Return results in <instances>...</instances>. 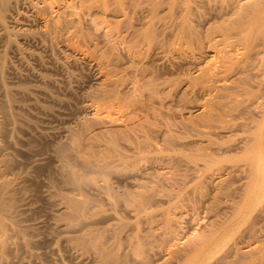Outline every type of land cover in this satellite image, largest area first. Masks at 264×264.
Instances as JSON below:
<instances>
[{
	"label": "rangeland",
	"instance_id": "1",
	"mask_svg": "<svg viewBox=\"0 0 264 264\" xmlns=\"http://www.w3.org/2000/svg\"><path fill=\"white\" fill-rule=\"evenodd\" d=\"M118 1H120V4H118ZM118 1L0 0V174L3 176L2 178L9 179L7 193L13 199L11 202L12 211L11 209L10 211L0 210V216H5L8 224H12H9V231L7 230V234L9 232L8 235H10L8 238L10 241L7 242L9 245H0V264H110V262L111 264H177V262H179L178 264H217L218 261H220L218 262L220 264L221 260L219 259L229 253L227 250L230 251V247L237 243L238 237L246 238L245 235L250 231L249 227H252L253 224L255 226V223V229L258 228L259 231L249 232L250 234L256 233L255 236H250L248 233L249 239L247 237L245 241L241 242L242 239L239 238L238 243H242H239V246H243L245 252L249 249L253 251V248H256L251 252L255 258L251 255V259H257L255 263L260 264L261 261L259 262L256 256H259L260 253L259 257L264 258V214H261L264 213V189H262L263 191L261 188L258 189L262 184V177H257V171L260 168L258 165L264 157V29L263 24L262 27H256L257 25L261 26L262 22L256 23L257 21L254 19L257 13L252 11L251 14L249 13L252 10L251 8L241 5L245 0H226V2L225 0H168L169 3L167 0ZM257 1L264 6V0ZM148 8L150 9L146 11ZM153 8H157V10ZM245 9L248 11L246 12L248 13L247 17L250 15V21L246 20ZM67 14L71 15L68 16ZM239 14L240 16L244 14L245 19L244 22L242 21L243 24L239 23L238 26L236 20L240 18ZM153 15L156 16L152 17ZM61 18L62 21H60ZM254 23H256V26ZM150 30L152 33L146 35ZM179 30H182L183 33L181 34ZM181 35L182 37H178ZM148 36L150 38H147ZM193 38L195 39L193 40ZM247 46L249 48H246ZM133 62L135 63L133 64ZM141 70L145 73V76L143 75L144 80L140 77L143 74ZM145 70L146 72L148 70V72L146 73ZM138 78L142 81L141 84L149 80L145 84H150L151 88L145 85V88L142 89L143 86H141V81ZM119 79L121 80L119 81ZM153 79L158 80L152 82ZM160 81L166 83H163V85ZM157 83L160 84V87ZM131 84L133 86L138 85V88L142 90L136 89V85L133 89ZM146 86L150 90H154L153 86H155L157 88L155 93L159 90L155 96H152L153 98H161L162 95L165 99L163 105H166L161 109H159L162 106L160 101L163 100L162 102H164L163 97L162 100L160 98V100H157L160 103L158 104L159 107L156 105V99L155 105H152L154 101L150 104L152 106H146L147 103L145 105L148 108L157 106L160 113L158 110L156 112L159 115L155 110L149 112L154 108L151 110L146 108L149 115L147 112L145 114L144 101L148 102L150 99L147 97L148 99L145 98L146 101L143 97H146V94L147 96L151 95V92H148L149 89L146 92ZM222 86H225L224 89H222ZM104 87L107 88L106 91H112L114 99L112 96L106 97L105 91H103L105 90ZM115 87L119 88L116 89ZM158 87L162 88L163 92ZM130 89L141 92V94L144 90L143 93H146L141 95L143 97H140V100L143 99L144 101L140 103V108H137L145 116L148 115L146 116L147 119H144L145 116L141 112L139 114L137 108L133 105V109L130 105H127L133 112L128 110L119 101L120 96L115 95H121L122 98V95L125 93L124 96H126V92ZM153 92L152 95H154ZM129 93V96L131 93L133 95V91H129ZM158 94L161 95L158 96ZM115 100H117L116 103ZM101 101L104 103H101ZM150 101L148 104L151 103ZM231 104H234V106L230 107ZM100 105L102 106L100 107ZM121 107H124L125 110ZM153 112L156 113V116L158 115L155 116V120ZM151 113H153L151 116L153 118H150L151 121L149 120V122L148 119ZM128 116H130V119ZM100 117L101 120L105 119L98 122ZM113 118L120 120L115 122ZM111 119L115 123L111 121L112 125L111 123L108 125L107 122H110ZM129 120L135 125H131ZM127 121L128 126L125 127ZM100 124H102V127L99 126ZM141 124L150 127L148 128L149 132L147 128H145L147 130L145 131ZM251 124L252 126H250ZM105 126L107 127L105 128ZM109 126H113L117 131V136H115L117 140L115 139L114 142L119 143L121 140L119 144L114 145L115 143H112L113 146L118 147L114 149L127 155L131 160L135 158L137 161L130 162L131 160L126 159V163L130 162L131 164L126 165L127 168L120 166L121 170L118 169L119 171L114 169L115 172L111 173L113 179L109 181H111L113 187L118 186L114 189L120 191L124 188V190L137 189L139 188L138 185L145 182L144 185H148L147 188H150L148 190L152 192V199L148 200V203L152 204H148L150 208L145 207L146 210L152 208L151 215L147 211L150 217L146 216L144 212L141 214L135 209L134 204L126 199L122 198L121 201L120 199L107 200V197L104 198L103 196H109V194L102 193L99 188L95 192L96 187L91 185L94 187L93 189L90 188V185H86L81 189L83 191L75 190L72 185L65 182L64 169H67L70 161L74 163L79 171L83 168L81 158L87 155H94L95 157V154L100 156L98 154L100 153L99 149L105 148V143H108L105 141L107 136L104 137V134L107 135L108 129H113ZM133 126L138 131H133ZM97 128L104 133L103 136ZM130 128H132L131 132L129 131ZM143 130L148 134L143 133ZM95 131L99 133L97 134ZM252 132L254 133L252 134ZM256 132H261V137ZM135 134L136 137L139 134H145L146 136H144H149V138L145 139L142 135L141 138L139 136L136 139ZM250 134H252L255 141L252 140ZM95 135L99 136V139ZM129 136H132L131 139L134 138L135 141L129 139ZM259 137L262 139L260 140ZM139 139L144 142H140V144L143 143L148 152H146L147 149L144 150L145 148L140 151L138 147L140 145ZM163 139L166 140L163 141ZM136 140L139 144L137 148L135 146L137 144ZM130 141L133 144L136 142V144L132 146ZM145 143L150 144L151 147L148 145V148ZM256 144L259 146L257 147ZM245 145H248L247 148H245ZM141 146L143 147V145ZM76 147L80 149L78 150ZM155 147L160 151L156 150ZM60 148H63L65 154L69 156L66 155L69 160L66 162L67 164L65 163L66 160L63 159L64 157L60 155ZM135 150L138 153H146L147 156L143 153H141L143 156L141 154L134 156ZM117 151L114 153H117ZM138 155L143 158L146 157L147 160H143L142 157L139 158ZM253 155L254 157H252ZM202 157L203 159H201ZM260 157V162H257L256 159ZM157 160L159 161L157 162ZM191 160L195 162L193 163ZM196 161H199L198 165ZM254 161H256V166H253ZM248 162L252 163L254 172ZM143 164L145 166L150 164L149 169L147 168L149 171H147L151 175L148 176L149 173ZM69 166L73 167V165ZM159 166L163 173L160 169H157ZM143 167L147 175H145ZM154 167H157V170L152 172ZM243 167L246 168V171ZM249 169L251 170L249 171ZM138 171L141 174L136 175V173H139ZM79 172L82 173V170ZM113 173L115 174L113 175ZM131 174L136 180L132 181L134 184L131 182L133 179ZM160 177L162 180H160ZM218 177H221L224 181L221 182V178L218 179ZM2 178L0 181L3 180ZM114 182L115 184H113ZM161 184L162 186H160ZM132 186H136V188ZM164 187H167L170 191ZM86 188L89 189L86 190ZM92 190L94 192H91ZM246 190H248L249 196L246 195ZM100 192L103 198L99 200ZM153 194L156 196L154 197ZM96 195L97 198L99 197L98 199ZM71 196L75 198L82 197V199L85 196L92 197L94 202L90 203L91 207L89 204L84 214L81 215L82 217H75L77 218L75 219L70 216L68 210L71 204L68 201L72 198ZM253 198L255 199L252 200ZM116 200L118 203L115 205ZM95 202L97 205L94 204ZM102 202L103 206L101 207ZM127 202H129V206H126L128 205ZM68 203L70 204L68 205ZM92 205L95 206L92 208ZM252 206L255 208H252ZM132 209L135 212L131 211ZM256 209H259V211H256ZM260 215H263V217ZM225 219L228 222L224 221ZM12 227L15 230L17 229V232H14L15 230L13 231ZM88 230L96 234L95 237H98L99 242L102 240L103 244H100L104 248L102 252H99L100 254L90 247V242L87 243V247H80L76 242L78 236L84 235L85 238L89 239L88 236L91 233ZM245 231L244 235L242 232ZM120 232L121 234H119ZM91 236L93 237L94 234ZM194 236H197V238ZM214 236L218 241L222 240L217 242ZM204 239L205 241H203ZM121 241L122 244L120 245ZM246 241H249L250 248L247 247ZM215 242L216 245H214ZM254 243L255 245H253ZM106 245L108 248H105ZM108 245L114 247L116 245L117 249L113 246L109 249ZM206 245L208 250L204 247ZM169 247L172 251L174 250L175 255H173L174 252L172 255L176 257H174L175 259H173V256H169V253L171 254ZM184 248H187V250L190 248V250L186 252ZM106 249L109 253L106 252ZM181 249L186 253L189 252V255ZM111 251L117 257L113 258ZM182 252L184 257L181 254ZM248 252L249 255H247ZM108 254L109 257H105V260L104 256ZM177 256H182L183 259L180 257V259H177ZM246 256L250 257V251L246 252ZM234 259L237 258L234 257ZM184 260L186 262L188 260V262L180 263ZM263 261L264 259L262 264H264Z\"/></svg>",
	"mask_w": 264,
	"mask_h": 264
},
{
	"label": "bare ground",
	"instance_id": "2",
	"mask_svg": "<svg viewBox=\"0 0 264 264\" xmlns=\"http://www.w3.org/2000/svg\"><path fill=\"white\" fill-rule=\"evenodd\" d=\"M82 1V0H81ZM96 1V0H95ZM106 1V0H105ZM118 1V0H117ZM168 1V0H167ZM171 1H173V0H171ZM179 1V0H178ZM238 1V0H237ZM243 1V0H242ZM242 1H240V2H242ZM120 1H118V4H120L119 3ZM135 2V1H134ZM136 2H138V1H136ZM225 2H226V0H225ZM262 2V1H261ZM168 3H169V1H168ZM177 3V2H176ZM192 3V2H191ZM36 4V3H35ZM98 4V3H97ZM96 4V5H97ZM159 4V3H158ZM38 5V4H37ZM45 5V4H44ZM108 5V4H107ZM168 5V4H167ZM241 5L243 6V5H245V6H248V8H251L252 10L249 12V13H253L252 11H255L257 14H256V16H255V21H257L256 23H260V22H262L260 25L261 26H259V25H257V27L256 28H258V27H262V24H263V29H264V6H262L257 0H245L244 2H242L241 3ZM34 6V5H33ZM119 6V5H118ZM169 6V5H168ZM175 6V5H174ZM83 7V6H82ZM97 7V6H96ZM122 7V6H121ZM240 7V6H239ZM243 8V7H242ZM241 8V9H242ZM38 9H40V8H38ZM150 8H148L146 11H148ZM154 9V8H153ZM152 9V10H153ZM172 9V8H171ZM247 9V8H246ZM246 9H245V13L244 14H246L245 16L247 17V15H248V13H246V12H248V11H246ZM151 10V11H152ZM154 10H157V8L156 9H154ZM187 10V9H186ZM248 10V9H247ZM40 11V10H39ZM90 11V10H89ZM112 11V10H111ZM124 11V10H123ZM141 11V10H140ZM166 11V10H165ZM164 11V12H165ZM189 11V10H188ZM88 12V11H87ZM110 12V11H109ZM155 12H157V11H155ZM124 13V12H123ZM37 14H38V12H37ZM78 14V13H77ZM81 14V13H80ZM89 14V13H88ZM134 14V13H133ZM188 14H189V12H188ZM194 14V13H193ZM244 14H242L241 16H240V14H239V16H240V18H238L237 20H236V22H238V23H236V24H238V26L240 25V24H243V20L245 19V16H244ZM68 16L69 15H71V14H67ZM149 15V14H148ZM187 15V14H186ZM190 15V14H189ZM57 16H59V15H57ZM66 16V15H65ZM88 16V15H87ZM151 16V15H150ZM156 16V15H155ZM154 15L152 16V17H155ZM62 17V16H61ZM88 17H90V16H88ZM152 17H151V19H152ZM182 17V16H181ZM252 17V16H251ZM49 18V17H48ZM60 18V17H59ZM149 18V17H148ZM164 18V17H163ZM178 18V17H177ZM249 18H250V15H249V17H247L246 18V20H249ZM51 19V18H50ZM57 19V18H56ZM71 19V18H70ZM130 19H131V17H130ZM147 19V18H146ZM158 19V18H157ZM63 19L61 18V20L60 21H62ZM74 20V19H73ZM245 20V21H246ZM250 20H251V18H250ZM249 20V21H250ZM182 21V20H181ZM243 21V22H242ZM259 21V22H258ZM67 22V21H66ZM73 22V21H72ZM89 22H90V20H89ZM125 22V21H124ZM131 22H132V19H131ZM183 22V21H182ZM235 22V21H234ZM242 22V23H241ZM48 23V22H47ZM159 23V22H158ZM165 23V22H164ZM183 23H185V22H183ZM229 23V22H228ZM240 23V24H239ZM246 23V22H245ZM256 23H254L255 24V26H256ZM5 24V23H4ZM91 24V23H90ZM157 24V23H156ZM162 24V23H161ZM175 24H177V23H175ZM180 24V23H179ZM46 25V24H45ZM117 25V24H116ZM167 25V24H166ZM184 25H186V23L184 24ZM3 26V25H2ZM47 26V25H46ZM45 26V27H46ZM102 26H103V24H102ZM124 26V25H123ZM182 26V25H181ZM187 26V25H186ZM242 26V25H241ZM54 27V26H53ZM58 27H59V25H58ZM66 27V26H65ZM94 27V26H93ZM97 27V26H96ZM106 27V26H105ZM135 27V26H134ZM148 27V26H147ZM185 27V26H184ZM50 28V27H49ZM100 28V27H99ZM132 28V27H131ZM130 28V29H131ZM149 28H150V26H149ZM149 28H146V29H149ZM181 28V27H180ZM97 29V28H96ZM110 29V28H109ZM112 29V28H111ZM48 30V29H47ZM152 30V29H151ZM151 30L150 31H148V34L146 33V35H150L152 32H151ZM258 30V29H257ZM256 30V31H257ZM261 30H262V28H261ZM261 30H259V31H261ZM56 31V30H55ZM164 31V30H163ZM162 31V32H163ZM180 31V30H179ZM245 31V30H244ZM247 31V30H246ZM110 32V31H109ZM144 32H147V31H144ZM143 32V33H144ZM181 32V34L183 33L182 32V30L180 31ZM185 32H186V30H185ZM185 32H184V34H185ZM188 32V31H187ZM191 32V31H190ZM233 32V31H232ZM239 32V31H238ZM258 32V31H257ZM111 33V32H110ZM157 33V32H156ZM192 33V32H191ZM264 33V32H263ZM53 34H55V33H53ZM133 34V33H132ZM135 34V33H134ZM187 34H189V33H187ZM242 34V33H241ZM139 35V34H138ZM137 35V36H138ZM176 35V34H175ZM190 35V34H189ZM55 36V35H54ZM124 36V35H123ZM135 36V35H134ZM158 36V35H157ZM187 36V35H186ZM192 36H193V34H192ZM194 36H196V35H194ZM223 36V35H222ZM241 36V35H240ZM89 37V36H88ZM91 37V36H90ZM114 37H115V35H114ZM125 37V36H124ZM131 37V36H130ZM178 37H182V35L181 36H178ZM189 37V36H188ZM187 37V38H188ZM228 37V36H227ZM92 38V37H91ZM111 38H113V37H111ZM111 38H109V39H111ZM147 38H150V36H148ZM153 38V37H152ZM175 38H176V36H175ZM184 38L186 39V37L184 36ZM90 39V38H89ZM114 39V38H113ZM135 39V38H134ZM133 39V40H134ZM141 39V38H140ZM181 40L183 39V38H180ZM195 38H193V40H194ZM107 40V39H106ZM132 40V41H133ZM138 40V39H137ZM146 40V39H145ZM151 40V39H150ZM188 40V39H187ZM123 41V40H122ZM173 41V40H172ZM95 42H96V40H95ZM128 42V41H127ZM140 42V41H139ZM142 42V41H141ZM186 42V41H185ZM113 43V42H112ZM134 43V42H133ZM150 43V42H149ZM174 44V43H173ZM112 45V44H111ZM133 45V44H132ZM168 45V44H167ZM245 45V44H244ZM134 46H136V44H134ZM164 46V45H163ZM112 47H114V46H112ZM147 47H148V45H147ZM171 47V46H170ZM182 47V46H181ZM143 48V47H142ZM173 48V47H172ZM246 48H249L248 46L246 47ZM175 49V48H174ZM113 50V49H112ZM111 50V51H112ZM147 50V49H146ZM145 50V51H146ZM162 50H163V48H162ZM139 51V50H138ZM148 51V50H147ZM156 51V50H155ZM183 51V50H182ZM113 52V51H112ZM175 52V51H174ZM105 53V52H104ZM134 53V52H133ZM147 53V52H146ZM237 53H239V52H237ZM260 53V52H259ZM103 54V53H102ZM242 54V53H241ZM244 54V53H243ZM142 55V54H141ZM143 55H145V54H143ZM166 55V54H165ZM246 56V55H245ZM253 56V55H252ZM139 57H140V55H139ZM227 57V56H226ZM104 58V57H103ZM107 58V57H106ZM140 58H142V57H140ZM105 59V58H104ZM135 59V58H134ZM145 60V59H144ZM104 61V60H103ZM136 61V60H135ZM225 61V60H224ZM233 61V60H232ZM252 61V60H251ZM108 62V61H107ZM140 62H142V61H140ZM240 62V61H239ZM238 62V63H239ZM106 63V62H105ZM135 62H133V64H134ZM227 63V62H226ZM172 64V63H171ZM249 64V63H248ZM142 66V65H141ZM135 67V66H134ZM255 67V66H254ZM146 68V67H145ZM136 69H137V67H136ZM149 70V69H148ZM148 70H147V72H148ZM209 70V69H208ZM100 71V70H99ZM142 71V70H141ZM103 72V71H102ZM139 72H140V67H139ZM145 72H146V70H145ZM146 72V73H147ZM142 76H140V77H142V80H144L143 79V77L145 76V73H144V71H142ZM122 74V73H121ZM144 75V76H143ZM155 75V74H154ZM216 75V74H215ZM125 77V76H124ZM139 77V78H140ZM158 77V76H157ZM129 78V77H128ZM138 78V79H139ZM146 79H147V76L145 77ZM228 78V77H227ZM125 79V78H124ZM165 79V78H164ZM121 79H119V81H120ZM126 80V79H125ZM130 80H132V79H130ZM136 80V79H135ZM140 80V79H139ZM138 80V81H139ZM154 80H156V79H153V81L152 82H154ZM158 80V79H157ZM156 80V81H157ZM160 80V79H159ZM162 80V79H161ZM100 81V80H99ZM102 81H104V80H102ZM107 81V80H106ZM137 81V80H136ZM136 81H134V83L136 82ZM137 81V82H138ZM141 81V80H140ZM139 81V82H140ZM149 80H146L145 81V83L146 82H148ZM166 81V80H165ZM108 82V81H107ZM136 82V83H137ZM152 82H150V83H152ZM132 83V82H131ZM142 83V81L140 82V84ZM144 83V82H143ZM141 84V86H143V88L142 89H144L145 88V85H148V84ZM160 83H166V82H161L160 81ZM101 84V83H100ZM110 84V83H109ZM130 84V83H129ZM138 84V83H137ZM153 84V83H152ZM151 84V85H152ZM158 84V83H157ZM161 84V85H162ZM174 84V83H173ZM213 84H215V83H213ZM233 84V83H232ZM113 85H115V84H113ZM132 85V88L134 89L135 87H136V89L138 88V85H134L133 86V84H131ZM150 85V84H149ZM148 85V86H149ZM159 85V87H160V84H158ZM157 85V86H158ZM164 85V84H163ZM167 85V84H166ZM208 85V84H207ZM140 86V85H139ZM140 86V87H141ZM156 86V87H157ZM237 86V85H236ZM105 87H106V85H105ZM105 87H104V89H105ZM129 87V86H128ZM158 87V88H159ZM166 87V86H165ZM223 87H225V86H222V89H224ZM102 88V87H101ZM116 88V87H115ZM117 88H119V87H117ZM116 88V89H117ZM131 88V87H130ZM146 88H147V86H146ZM149 88H151L150 86H149ZM149 88H147L146 89V92H147V90L149 89ZM153 88H154V90L153 89H149L148 90V92L151 94H149L150 96H147V94H146V97L144 96H141L142 94H144L143 92H144V90L142 91V94H141V92H136V90L134 91L133 89H130L129 91L130 92H132L133 91V95L134 94H136V95H134V96H137V93H138V96L137 97H134L133 95H132V93H131V95L129 96V91H127L128 92V94H127V92H126V96H124V94L122 95V98H121V95H118V94H115V95H117V96H120V99H119V101L123 104V106L125 107H127V105L129 106H131V108H132V105L134 106V107H138V108H140L139 106H140V103L142 102V101H144L143 99H142V101L140 100L142 97L145 99V98H149L150 100H148V102L150 101L151 103H149L148 104V102H145L144 101V105H143V107H145V105H146V103H147V105L146 106H152V105H155V99H156V97L155 98H153L152 96H155V94L156 93H158L159 92V90H157L158 92H156L155 93V90L157 89V88H155V86H153ZM219 88V87H218ZM139 89V88H138ZM141 89V88H140ZM139 89V90H140ZM141 89V90H142ZM159 89H162V88H159ZM170 89H172V88H170ZM107 90V88L105 89V90H103V91H105L104 93H105V95H106V97H111L112 96V98L114 97L113 96V93H112V91L110 90V91H106ZM113 90V89H112ZM121 90V89H120ZM132 90V91H131ZM140 90V91H141ZM102 91V90H101ZM100 91V92H101ZM102 91V92H103ZM152 91H154L153 93H154V95H152ZM167 91V90H166ZM165 91V92H166ZM118 92V91H117ZM121 92V91H120ZM136 92V93H135ZM160 92H161V90H160ZM162 92H163V89H162ZM140 93V94H139ZM209 93V92H208ZM144 94V95H145ZM216 94V93H215ZM224 94V93H223ZM100 95V94H99ZM128 95V96H127ZM159 95H161V94H158V96ZM165 95V94H164ZM167 95V94H166ZM211 95V94H210ZM228 95H230V94H228ZM173 96V95H172ZM220 96V95H219ZM105 97V96H104ZM141 97V98H140ZM163 96L161 95V98H162ZM230 97V96H229ZM103 98V97H102ZM116 98H118V97H116ZM147 98V99H148ZM154 99V100H152V99ZM160 97H157V99H156V101L159 99ZM160 98V99H161ZM99 99V98H98ZM114 99V98H113ZM159 99V100H160ZM162 99H164V97L162 98ZM161 99V100H162ZM222 99H224V98H222ZM239 99V98H238ZM258 99V98H257ZM105 100H107V99H105ZM105 100H104V102H105ZM140 100V101H139ZM146 100V99H145ZM236 100V99H235ZM116 101L117 100H115L114 102L116 103ZM147 101V100H146ZM154 101V104H152V102ZM163 101V100H162ZM162 101H160V103H159V101H157V103H156V105L158 106V104H160V105H162V106H158L159 107V109H161V107H163L164 105H166V104H164L163 105V103H165V99H164V102H162ZM103 101H101V103H104ZM107 102V101H106ZM119 102V103H120ZM240 102V101H239ZM252 102V101H251ZM111 103H112V100H111ZM120 103V104H121ZM210 103V102H209ZM106 104V103H105ZM121 104V105H122ZM150 104H152V105H150ZM229 104V103H228ZM228 104H226V105H228ZM237 104V103H236ZM253 104V103H252ZM106 105H108V104H106ZM242 105V104H241ZM240 105V106H241ZM251 105V104H250ZM259 105V104H258ZM263 105V104H262ZM102 105H100V107H101ZM115 106V105H114ZM157 106H153L152 108H154V109H152V108H150V110L151 111H149V112H152V111H154L155 110V112L158 110V108H157ZM213 106V105H212ZM229 106V105H228ZM231 106H234V104L232 105H230V107ZM93 107V106H92ZM124 107H121V108H124ZM133 107V108H134ZM167 107V106H166ZM237 107H239V105H237ZM249 107V106H248ZM251 107V106H250ZM259 107V106H258ZM98 108V107H97ZM131 108L129 109L128 107H127V109L128 110H130V111H132L133 112V110H131ZM132 108V109H133ZM135 108V109H136ZM138 108H137V110H138ZM149 109L148 107H145L144 108V110H145V114H146V112H147V114H148V111H147V109ZM226 108V107H225ZM228 108V107H227ZM256 108V107H255ZM100 109V108H99ZM218 109V108H217ZM240 109H242V108H240ZM119 110V109H118ZM123 110H125V108L123 109ZM122 110V111H123ZM211 110H212V108H211ZM230 111H231V109H229ZM234 110H235V107H234ZM233 110V111H234ZM243 110V109H242ZM245 110H246V108H245ZM100 111V110H99ZM99 111H98V113H99ZM101 111H102V109H101ZM159 111V110H158ZM205 111V110H204ZM216 111V110H215ZM214 111V112H215ZM227 111V110H226ZM225 111V112H226ZM95 112V111H94ZM103 112H104V107H103ZM112 112V111H111ZM121 112V111H120ZM135 112H136V110H135ZM138 113L139 112H141L140 110H138L137 111ZM136 112V114L138 115V113ZM223 112V111H222ZM225 112H224V114H225ZM252 112V111H251ZM124 113V112H123ZM154 113V112H153ZM153 113H151L150 114V116H149V119H148V121L150 120V118L152 119L153 117H151L152 116V114ZM156 113H158V112H156ZM156 113H154L153 115H154V120H155V116H156ZM159 113H160V111H159ZM159 113H158V115H159ZM208 113V112H207ZM220 113V112H219ZM227 113H228V111H227ZM232 113V112H231ZM262 113V112H261ZM6 114H8V113H6ZM10 114V113H9ZM129 114V113H128ZM127 114V115H128ZM133 114V113H132ZM140 114V113H139ZM141 114L142 115H144V113H142L141 112ZM202 114V113H201ZM209 114V113H208ZM207 114V115H208ZM221 114V113H220ZM219 114V115H220ZM223 114V113H222ZM233 114V113H232ZM232 114H230L231 116H232ZM258 114V113H257ZM94 115H96L95 113H94ZM102 115V114H101ZM130 115V114H129ZM133 115H135V114H133ZM133 115H131V116H133ZM141 115V116H142ZM149 115V114H148ZM148 115H146V116H148ZM157 115V116H158ZM161 115V114H160ZM175 115V114H174ZM227 115V114H226ZM243 115V114H242ZM251 115V114H250ZM114 116V115H113ZM116 116V115H115ZM145 116V115H144ZM146 116L144 117V119H147L146 118ZM156 116V117H157ZM222 116V115H221ZM247 116V115H246ZM98 117H99V115H98ZM120 117H123V116H120ZM125 117H127V116H125ZM130 116H128V118H129ZM223 117V116H222ZM222 117H220V118H222ZM104 118V117H103ZM102 118V119H103ZM131 118H133V117H131ZM143 118V117H142ZM167 118H170V117H167ZM188 118V117H187ZM225 118V117H224ZM227 118V117H226ZM105 119V118H104ZM103 119V120H104ZM117 118H113V120L116 122V121H118V120H120V119H118V120H116ZM130 119V118H129ZM140 119H141V117H140ZM183 119H184V117H183ZM253 119V118H252ZM97 120V119H96ZM103 120H101V117H100V120H98V122H102ZM122 120V119H121ZM132 120V119H131ZM134 120V119H133ZM136 120V119H135ZM191 120V119H190ZM189 120V121H190ZM215 120V119H214ZM107 121V120H106ZM111 121H112V119L110 120V122H107L108 123V125H109V123H111ZM130 121V120H129ZM145 121V120H144ZM147 121V120H146ZM151 121V120H150ZM149 121V122H150ZM192 121V120H191ZM225 121V120H224ZM231 121V120H230ZM92 122V121H91ZM90 122V123H91ZM105 122V121H104ZM113 122V121H112ZM115 122H113V123H115ZM134 122V121H133ZM197 122V121H196ZM214 122V121H213ZM228 122V121H227ZM236 122V121H235ZM242 122H243V119H242ZM247 122H249V121H247ZM107 123H102V124H104V125H106ZM119 123V122H118ZM130 123H131V125H135L134 123L132 124V121H130ZM141 123H142V120H141ZM102 124H100L99 126H101L102 127ZM121 124V123H120ZM119 124V125H120ZM126 124V123H125ZM224 124V123H223ZM89 125V124H88ZM104 125H103V129H104ZM111 125H112V123H111ZM118 125V126H119ZM130 125V124H129ZM149 125V124H148ZM156 125V124H155ZM96 126V125H95ZM114 126V125H113ZM113 126H109V127H111V128H113ZM125 127L126 126H128V121H127V124L126 125H124ZM141 126L142 127H144V130H145V128H147V130H148V132H149V129L148 128H150V127H146L145 125H143V124H141ZM150 126V125H149ZM151 126H153V125H151ZM198 126V125H197ZM243 126V125H242ZM250 126H252V124L250 125ZM107 126H105V128H106ZM125 127H124V129H125ZM171 127V126H170ZM199 127V126H198ZM1 128V127H0ZM118 128V127H117ZM137 128V127H136ZM139 128H141V127H139ZM152 128V127H151ZM172 128V127H171ZM249 128V127H248ZM253 128V127H252ZM256 128V127H255ZM98 129V128H97ZM108 129V128H107ZM122 129H123V127H122ZM133 131H136L137 129H135V127L133 126ZM220 129V128H219ZM99 130V129H98ZM131 130H132V128H130V132H131ZM140 130V129H139ZM143 130V133H145L146 134V132L145 131H147V130H145L144 131ZM170 130V129H169ZM173 130V129H172ZM251 130V129H250ZM100 131V130H99ZM104 132H105V130H103ZM123 131H125V130H123ZM138 131V130H137ZM152 131H153V129H152ZM167 131V130H166ZM165 131V132H166ZM194 131V130H193ZM101 133H102V131H100ZM121 132H122V130H121ZM142 132V130L140 131V133ZM148 132H147V134H148ZM170 132V131H169ZM204 132V131H203ZM208 132V131H207ZM206 132V133H207ZM248 132V131H247ZM255 132V131H254ZM254 132H252V134L254 133ZM95 133H97L96 131H95ZM99 133V132H98ZM97 133V134H98ZM100 133V134H101ZM129 133V132H128ZM133 133V132H132ZM257 133V132H256ZM255 133V134H256ZM259 134H260V137H261V132H258ZM257 133V135H259ZM103 134L104 133H102V136H103ZM106 134L107 135H105L104 134V137L105 136H107V137H110V138H107V137H105L104 139H105V141L106 142H108V143H105L106 144V146H105V148L103 147V148H101V149H99V152L100 153H98V154H100V156L98 155V156H96V154H95V157H94V155H92L93 156V158H92V156H83L84 158H81L82 159V161H81V163L83 164L82 166H83V168H84V170H83V168L81 169L82 170V173H84V171H85V173L84 174H82L81 172H79V171H81V170H79L78 171V169L74 166V163L73 162H69L68 164L69 165H73V167H70L69 165H67L68 167H67V169H64V166H63V169L65 170V172H64V170H62L63 172H64V174H65V182L66 183H68V184H70V185H72L74 188H75V190L77 189V190H81V189H83L86 185H90V188H93L94 189V187H96V189H95V192H97V188H99L101 191H102V193L103 192H105L106 194H109V196L107 195V196H103L104 198L105 197H107V200L108 199H111L112 201H115L114 199H120V201L122 200V198L123 199H126V200H128L129 202H131V203H133L134 204V206L136 207L135 209H137L141 214L144 212V214H146V216L148 215L149 216V214H150V211L152 210V208L149 210H146L145 209V207H149V205L148 204H150V203H148V200L149 199H152L151 197V193L152 192H150V190H148V189H150V188H147L148 187V185H144L145 184V182L143 183V184H140V185H138L139 186V188H137V189H134V190H132V189H129V190H122V188H120L122 191H120V190H116V189H114V187H116V186H114L113 187V185H112V183H111V181H109V180H111V179H113L112 178V176H111V173L112 172H115L114 171V169H117V171H119V170H121V167H123V168H127V167H125L126 165H129V164H131L130 162H132L133 160L134 161H136V159L135 158H132L133 160H131V158L130 157H128L127 155H125V154H123V153H120V152H118L117 150H115L114 148H118V147H115V146H113V144L112 143H115L114 141H116L117 140V138L115 137V136H117L116 134H117V131L113 128V129H111V130H107V132H106ZM122 134H123V132H122ZM138 134V133H137ZM144 134V135H145ZM146 134V135H147ZM150 134V133H149ZM155 134V133H154ZM165 134H167V133H165ZM170 134V133H169ZM171 134H172V132H171ZM210 134V133H209ZM252 134H250L251 135V137H252ZM91 135H94V134H91ZM143 135V134H142ZM141 134H139V136H140V138H141V136H142ZM143 135V136H144ZM145 135V136H146ZM157 135V134H156ZM164 135V134H163ZM264 135V134H263ZM262 135V136H263ZM78 136H80V135H78ZM83 136V135H82ZM95 136H97V135H95ZM113 136V137H112ZM118 136H120L119 134H118ZM122 136V135H121ZM133 136V135H132ZM132 136L130 137L129 136V139H131L132 138ZM138 136V137H139ZM144 136V138L146 139H148L149 138V136L148 137H145ZM152 136V135H151ZM150 136V137H151ZM161 136V135H160ZM167 136H169L168 134H167ZM254 136V135H253ZM89 137H91V136H89ZM94 137V136H93ZM93 137H92V139H93ZM123 137V136H122ZM135 137H136V134H135ZM138 137H136V139L138 138ZM250 137V138H251ZM255 137H256V135H255ZM260 137H259V139H260ZM82 138V137H81ZM97 138L99 139V136H97ZM100 138H102L101 136H100ZM125 138V137H124ZM91 139V140H92ZM96 139V138H95ZM116 139V140H115ZM125 139H127V138H125ZM128 139V140H129ZM134 139V138H133ZM133 139H131L132 141H135V140H133ZM143 139V138H142ZM144 139V140H145ZM162 139V138H161ZM160 139V140H161ZM169 138L167 137V140H168ZM254 139V137H252V140ZM258 139V138H257ZM262 139V138H261ZM260 139V140H261ZM79 139L77 138V141H78ZM140 140V139H139ZM166 140V139H165ZM164 139H163V141H165ZM250 140V139H249ZM251 140V141H252ZM89 141H90V138H89ZM93 141V140H92ZM103 141V140H102ZM118 141H119V139H118ZM146 141V140H145ZM163 141H162V143H163ZM253 141H255V140H253ZM258 141V140H257ZM256 141V142H257ZM87 142H88V140H87ZM104 142V141H103ZM120 142H121V140H120ZM119 142V143H120ZM127 142V141H126ZM136 142H137V144H136ZM136 142L134 143V144H136L135 146H136V148H137V146L140 144V142H143L142 140H140L139 141V144H138V141L136 140ZM147 142V141H146ZM151 142V141H150ZM149 142V143H150ZM243 142H245V141H243ZM77 143V142H76ZM93 143V142H92ZM118 142L117 143H115L114 145H116V144H119ZM130 143H132L131 145L133 146L134 144H133V142H131L130 141ZM144 143V142H143ZM140 144L138 147L140 148V151L143 149V148H145L144 150L146 151V147H144V144ZM151 143H153V142H151ZM166 143V142H165ZM249 143H250V141H249ZM89 144H91V143H89ZM122 144V143H121ZM127 144H129V143H127ZM146 145L145 146H147L148 147V145L150 146V144H148L147 145V143H145ZM246 144H248V143H246ZM79 145V144H78ZM94 145V144H93ZM96 145V144H95ZM111 145V146H110ZM141 145H143V147L141 146ZM257 145V144H256ZM97 146V145H96ZM119 146H121V145H119ZM124 146V145H123ZM131 146V147H132ZM134 146V147H135ZM157 146V145H156ZM159 146V145H158ZM246 146V145H245ZM248 146V145H247ZM247 146L245 147V148H247ZM259 145H257V147H258ZM89 147V146H88ZM131 147H130V149H131ZM151 147V146H150ZM77 148V147H76ZM82 148H83V146H82ZM120 148H122V147H120ZM133 148V147H132ZM138 148V149H139ZM149 148V147H148ZM153 148V147H152ZM159 148V147H158ZM162 148V147H161ZM78 149V148H77ZM80 149V148H79ZM78 149V150H79ZM155 149H156V147H155ZM89 150V149H88ZM91 151H93L92 149H90ZM120 150H122V149H120ZM128 150H129V148H128ZM134 150V149H133ZM151 150V148L149 149V151ZM156 150H159V149H156ZM65 150L63 149V148H60V152H61V154L60 155H62L61 157H64L63 159L64 160H66L65 161V163L66 162H68L69 160H68V158H67V154H65V152H64ZM115 151H117V153H114ZM137 151H139V150H137ZM139 151V152H140ZM143 151V150H142ZM160 151V150H159ZM251 151V150H250ZM146 152H148V149H147V151ZM252 152V151H251ZM68 153V152H67ZM113 153V154H112ZM141 153H143V152H141ZM141 153H138V152H136V150H135V153H133V155L134 156H137V154H141ZM155 153V152H154ZM153 153V154H154ZM262 153V152H261ZM80 154V153H79ZM143 154H145L146 155V153H143ZM143 154H141L142 156H143ZM197 154V153H196ZM252 154H254L253 152H252ZM67 155V156H66ZM78 155V154H77ZM82 155V154H81ZM141 155H138L139 156V158H141L142 156ZM163 155V154H162ZM200 155H202V154H200ZM71 156V155H70ZM132 156V155H131ZM147 156V155H146ZM185 156H187V155H185ZM197 156V155H196ZM204 156V155H203ZM207 156V155H206ZM255 156H256V154H255ZM259 156V155H258ZM65 157H66V159H65ZM69 157V156H68ZM74 157V156H73ZM82 157V156H81ZM115 157V158H114ZM205 157V156H204ZM207 157H209V156H207ZM252 157H254V155L252 156ZM138 158V157H137ZM138 158V159H139ZM143 158V157H142ZM151 158V157H150ZM154 158V157H153ZM258 158V157H257ZM80 159V158H79ZM126 159H129V160H131L129 163H126L127 162V160ZM137 159V160H138ZM144 159H146V157L145 158H143V160ZM166 159V158H165ZM164 159V160H165ZM198 159V158H197ZM196 159V160H197ZM200 159V158H199ZM201 159H203V157L201 158ZM210 159V158H209ZM71 160V159H70ZM140 160V159H139ZM147 160V159H146ZM146 160H145V162H146ZM252 160V159H251ZM254 160H255V158H254ZM257 160V162L259 161L260 162V160H261V157L259 158V159H256ZM133 161V162H134ZM141 161V160H140ZM155 161H156V159H155ZM154 161V162H155ZM159 160H157V162H158ZM185 161V160H184ZM192 161V160H191ZM77 162V161H76ZM79 162V161H78ZM77 162V163H78ZM137 162V161H136ZM183 162V161H182ZM186 162V161H185ZM193 162V161H192ZM195 162V161H194ZM193 162V163H194ZM199 162V161H198ZM197 161H196V163H197V165L199 164ZM255 163H253V166L256 164V161H254ZM76 163V164H77ZM147 163V162H146ZM10 164V163H9ZM67 164V163H66ZM138 164V163H137ZM155 164H156V162H155ZM248 164H250L249 162H248ZM260 164H261V166H260ZM259 165H258V167H260L259 168V170H258V168H256V170H258L257 171V173H258V178L261 176L262 177V184H260V186H259V184L258 185H256L257 187L259 186V188L258 189H260L261 188V190L262 189H264V157L262 158V161H261V163H260ZM64 165V164H63ZM133 165H134V163H133ZM144 165V164H143ZM78 166V165H77ZM80 166V165H79ZM78 166V167H79ZM121 166V167H120ZM136 166V165H135ZM139 166V165H138ZM147 166V165H146ZM145 165H144V167L146 168V171L149 169L148 168V166H150V164L146 167ZM192 166H194V165H192ZM250 166H252V163L250 164ZM253 166L251 167L252 168V171L254 172V169H253ZM256 166V165H255ZM9 167V166H8ZM11 167V166H10ZM118 167H120V168H118ZM132 167V166H131ZM141 167V166H140ZM139 167V168H140ZM143 167V168H144ZM153 167V166H152ZM197 167V166H196ZM248 167H249V165H248ZM142 168V169H143ZM145 168H144V173H145ZM148 168V169H147ZM157 167H154L153 169V171L152 172H154L155 170H157V169H160V166L156 169ZM162 168V167H161ZM175 168V167H174ZM187 168V167H186ZM233 168V167H232ZM245 170L244 171H246V168L245 167H243ZM8 169V168H7ZM119 169V170H118ZM168 169V168H167ZM170 169V168H169ZM234 169H236V168H234ZM10 170V169H9ZM124 170V169H123ZM129 170V169H128ZM138 170V169H137ZM161 170V169H160ZM197 170H198V168H197ZM230 170V169H229ZM251 169H249V171H250ZM256 170H255V172H256ZM125 171V170H124ZM134 171V170H133ZM140 171H142L141 169H140ZM149 171V170H148ZM147 171V172H148ZM162 171V170H161ZM135 172V171H134ZM137 172V171H136ZM139 172V171H138ZM147 172L145 173V175H147ZM160 172V171H159ZM178 172H179V169H178ZM196 172V171H195ZM195 172H194V174H195ZM116 173H118V172H116ZM120 173V172H119ZM121 173H123L122 171H121ZM143 173V174H144ZM149 173V172H148ZM158 173V172H157ZM161 173H163V171L161 172ZM177 173V172H176ZM115 173H113V175H114ZM133 174V173H132ZM131 174V175H132ZM135 174V173H134ZM139 174H141V172H139L138 174L136 173V175H139ZM1 175V174H0ZM117 175V174H116ZM125 175V174H124ZM124 175H123V177H124ZM149 175H151L150 173L148 174V176ZM162 175V174H161ZM167 175V174H166ZM179 175H180V173H179ZM183 175V174H182ZM10 176V175H9ZM109 176H110V178H109ZM118 176H119V174H118ZM117 176V177H118ZM121 176H122V174H121ZM156 176V175H155ZM1 178L3 177L2 175L0 176ZM123 177H121L122 179H128V178H123ZM129 177V176H128ZM140 177V176H139ZM142 177V176H141ZM162 177V176H161ZM160 177V180H162V178ZM247 177V176H246ZM251 177V176H250ZM260 177V178H261ZM1 178H0V180H1ZM132 180H131V182L132 181H134L135 179H134V177H133V175H132ZM137 178V177H136ZM157 179H159L158 177H156ZM221 177H218V179H220ZM226 178V177H225ZM3 180L2 181H0V210L2 211V210H9L10 211V209H11V211H12V201H13V199H12V197L10 196V195H8L9 193H7L8 191V184H9V179H5V178H2ZM5 179V180H4ZM120 179V178H119ZM131 179V178H130ZM144 180L146 179V178H143ZM149 179V178H148ZM187 179V178H186ZM227 179V178H226ZM251 179V178H250ZM121 180V179H120ZM129 180V179H128ZM147 180V179H146ZM156 180V179H155ZM154 180V181H155ZM164 180V179H163ZM209 180V179H208ZM217 180V179H216ZM222 178H221V182H222ZM252 180V179H251ZM10 181H11V179H10ZM136 181V180H135ZM224 181V180H223ZM250 181V180H249ZM116 182V184H118L117 183V181H115ZM115 182L113 183V184H115ZM121 182V181H120ZM138 182H139V179H138ZM142 182V181H141ZM130 183V182H129ZM133 184H134V182H132ZM149 183V182H148ZM153 183V182H152ZM156 183V182H155ZM167 183V182H166ZM131 184V183H130ZM132 184V185H133ZM137 184V183H136ZM139 184V183H138ZM158 185H159V182L157 183ZM157 184H156V186H157ZM162 184H164V183H162ZM162 184L160 185V186H162ZM254 184V183H253ZM67 185V184H66ZM94 186V187H92V186ZM121 185V184H120ZM155 185V184H154ZM169 185V184H168ZM172 185V184H171ZM249 185V184H248ZM262 185V186H261ZM10 186V185H9ZM124 186V185H123ZM223 186V185H222ZM70 187V186H69ZM126 187V186H125ZM128 187H130V186H128ZM133 188H136V186L134 187V186H132ZM158 187V186H157ZM238 187V186H237ZM263 187V188H262ZM117 188H118V186H117ZM127 188V187H126ZM156 188V187H155ZM164 188H167V187H164ZM256 188V187H255ZM254 188V189H255ZM87 189H89V188H86V190ZM99 189H98V191H99ZM152 189V188H151ZM168 189V188H167ZM253 189V192L255 193V190ZM153 190V189H152ZM151 190V191H152ZM155 190V189H154ZM157 190V189H156ZM160 190V189H159ZM163 190V189H162ZM169 190V189H168ZM168 190H167V192H168ZM81 191H83V190H81ZM170 191V190H169ZM247 191V194L246 195H248L249 193H248V190H246ZM251 191H252V189H251ZM258 191V190H257ZM263 191V190H262ZM91 192H94L93 190L91 191ZM173 192V191H172ZM179 192H180V190H179ZM245 192V191H244ZM260 192V191H259ZM82 193V192H81ZM99 193V192H98ZM97 193V194H98ZM105 193H104V195H105ZM243 193V192H242ZM263 193V192H262ZM262 193H257V194H262ZM94 194V193H93ZM179 194V193H178ZM177 194V195H178ZM181 194V193H180ZM87 195H91V194H87ZM86 195V196H87ZM160 195V194H159ZM176 195V196H177ZM264 195V194H263ZM79 196H80V194H79ZM78 196V197H79ZM85 196V198H83L82 199V197L81 198H75V197H73V196H71L72 198L70 199V201H68V202H70V203H68V205L70 204V206H69V208L70 209H68L70 212H69V214H70V216L72 217V218H75V217H80L81 215H83L84 214V212H85V210H86V208L89 206V204L91 203V202H94V200L92 199V197H86ZM99 196V195H98ZM112 196V198H110ZM153 196H154V194H153ZM156 196V195H155ZM154 196V197H155ZM166 196V195H165ZM170 196V195H169ZM244 196V195H243ZM249 196V195H248ZM84 197V196H83ZM102 197V195H101V192H100V198H99V200L100 199H102L103 198ZM177 197H179V196H177ZM252 197V196H251ZM255 197V196H254ZM262 197V196H261ZM96 198H97V195H96ZM97 198V199H98ZM180 198V197H179ZM15 199V198H14ZM68 199V198H67ZM255 198H253L252 200H254ZM264 199V198H263ZM156 200V199H155ZM96 201V200H95ZM111 201V202H112ZM261 201V200H260ZM97 202V204H99L98 203V201H96ZM96 202L94 203V204H96ZM100 202V201H99ZM124 202V201H123ZM129 202H127L128 203V205H126V206H129ZM174 202V201H173ZM172 202V203H173ZM252 202V201H251ZM257 202V201H256ZM116 203H118V201L116 200V202L114 203L115 205H116ZM121 203V202H120ZM161 203V202H160ZM164 203V202H163ZM240 203V202H239ZM250 203V202H249ZM253 203H254V201H253ZM92 204V203H91ZM91 204H90V207H91ZM96 204V205H97ZM152 204V203H151ZM150 204V205H151ZM236 204V203H235ZM257 204V203H256ZM67 205V206H68ZM109 205H111V204H109ZM145 205H148V206H145ZM156 205V204H155ZM241 205V204H240ZM244 205V204H243ZM93 206H95V205H92V208H93ZM101 207L103 206V202H102V205H100ZM118 206H120V205H118ZM132 206V205H131ZM130 206V207H131ZM245 206H248V205H245ZM251 206V205H250ZM249 206V207H250ZM110 207V206H109ZM158 207V206H157ZM240 207V206H239ZM132 208H133V206H132ZM150 208V207H149ZM154 208V207H153ZM252 208H255V207H253L252 206ZM128 209V208H127ZM127 209H126V211H127ZM144 209H145V211H146V213H145V211H144ZM233 209V208H232ZM100 210V209H99ZM99 210H98V212H99ZM103 210V209H102ZM136 210V211H137ZM143 210V211H142ZM227 210V209H226ZM96 211V210H95ZM131 211H133V209L131 210ZM142 211V212H141ZM147 211L149 212V214H147ZM241 211V210H240ZM251 211V210H250ZM256 211H259V209H256ZM4 212V211H3ZM8 212V211H7ZM97 212V213H98ZM101 212V211H100ZM115 212H117V211H115ZM133 212H135V210L133 211ZM156 212H157V210H156ZM174 212V211H173ZM231 212V211H230ZM237 212V211H236ZM262 212V211H261ZM1 213V212H0ZM17 213V212H16ZM92 213V212H91ZM153 213H154V211H153ZM152 213V214H153ZM171 213V212H170ZM251 213H253V212H251ZM259 214H260V212H258ZM68 214V215H69ZM96 214V213H95ZM107 214V213H106ZM168 214H169V212H168ZM233 214H235V213H233ZM232 214V215H233ZM237 214V213H236ZM238 214H239V209H238ZM261 214H264V213H261ZM9 215V214H8ZM67 215V216H68ZM94 215V214H93ZM134 215V214H133ZM140 215V214H139ZM138 215V216H139ZM151 215V214H150ZM170 215V214H169ZM168 215V216H169ZM249 215V214H248ZM251 215V214H250ZM254 215V214H253ZM7 216V215H6ZM118 216V215H117ZM167 216V215H166ZM235 216H237V215H235ZM260 216H262L263 217V215H260ZM9 217V216H8ZM82 217V216H81ZM107 217V216H106ZM115 217V216H114ZM150 217V216H149ZM152 217H154V216H152ZM226 217V216H225ZM231 217V216H230ZM258 217V216H257ZM256 217V218H257ZM6 217L5 216H0V245H2V246H5L6 244H7V242L8 241H10V240H8V238L10 237V235H8L9 234V232H8V234H7V230L10 228L9 227V224H8V222L6 221V219H5ZM77 218H75V219H77ZM92 218V217H91ZM90 218V219H91ZM101 218H103V217H101ZM107 218H109V217H107ZM178 218V217H177ZM229 218V217H228ZM240 218V217H239ZM246 218V217H245ZM244 218V219H245ZM249 218V217H248ZM8 219V218H7ZM117 219H119V218H117ZM147 219V218H146ZM152 219V218H151ZM166 219V218H165ZM223 219V218H222ZM9 220V219H8ZM70 220H72V219H70ZM69 220V221H70ZM79 220V219H78ZM77 220V221H78ZM101 220V219H100ZM120 220V219H119ZM128 220V219H127ZM171 220V219H170ZM173 220V219H172ZM249 220V219H248ZM254 220V219H253ZM256 220V219H255ZM108 221V220H107ZM126 221V220H125ZM137 221V220H136ZM150 221H152V220H150ZM169 221V220H168ZM176 221V220H175ZM224 221H226V219L224 220ZM224 221H223V223H224ZM243 221V220H242ZM121 222V221H120ZM226 222H228V220L226 221ZM244 222H246V221H244ZM260 222H261V220H260ZM164 223H166V222H164ZM163 223V224H164ZM169 223H171V222H169ZM133 224V223H132ZM146 224V223H145ZM243 224V223H242ZM10 225H12V224H10ZM75 225V224H74ZM77 225V224H76ZM96 225V224H95ZM150 225V224H149ZM247 225V224H246ZM145 226V225H144ZM223 226V225H222ZM221 226V227H222ZM237 226V225H236ZM245 226V225H244ZM255 226H256V223H255ZM255 226H254V224H253V226L250 228L249 227V229H250V231L249 232H256L257 230L259 231V229L257 228V229H255ZM262 226V225H261ZM261 226H259V227H261ZM15 227V226H14ZM93 227H94V225H93ZM96 227H98V226H96ZM141 227V226H140ZM167 227V226H166ZM213 227V226H212ZM220 227V228H221ZM114 228V227H113ZM148 228V227H147ZM236 228V227H235ZM12 229H13V227H12ZM19 229V228H18ZM95 229V228H94ZM93 229V231H95ZM116 229V228H115ZM123 229V228H122ZM170 229H171V227H170ZM222 229V228H221ZM228 229H229V227H228ZM234 229V228H233ZM263 229H264V227H263ZM15 229H13V231H14ZM119 230V229H118ZM124 230V229H123ZM151 230V229H150ZM155 230H157V229H155ZM168 230V229H167ZM217 230H218V228H217ZM224 230V229H223ZM256 230V231H255ZM9 231V230H8ZM89 231V230H88ZM102 231V230H101ZM106 231V230H105ZM121 231V230H120ZM211 231V230H210ZM209 231V232H210ZM227 231V230H226ZM229 231V230H228ZM233 231V230H232ZM14 232H17V229L14 231ZM90 232V231H89ZM166 232V231H165ZM168 232V231H167ZM175 232V231H174ZM215 232H217L216 230H215ZM222 233L224 232V231H221ZM248 232V231H247ZM248 232V233H249ZM86 233V232H85ZM91 233V232H90ZM141 233H142V231H141ZM144 233H146V232H144ZM154 233V232H153ZM160 233V232H159ZM194 233V232H193ZM222 233H220V234H222ZM240 233V232H239ZM243 234L244 233H246V231L245 232H242ZM247 233V234H248ZM258 233H260V232H258ZM11 234H13V233H11ZM18 234V233H17ZM21 234V233H20ZM92 234H94V236L92 237L91 235ZM119 234H121V232L119 233ZM169 235L171 234V233H168ZM173 234H175V233H173ZM247 234L245 235L246 236V238L248 237V239H249V236H247ZM250 234V233H249ZM254 234H256V233H254ZM254 234H250V236H253ZM261 234V233H260ZM14 235V234H13ZM91 235L90 236H88L89 237V239L86 237L85 238V236L83 235V236H78V238L76 237V242L78 243V245H80V247L81 246H86L87 245V243L89 244V242H90V244H91V246L90 247H92V248H94L95 250H97V252L96 253H99L100 251L102 252V250H103V248L104 247H101V244L100 243H102V240H101V242H99L100 240H98V237H95V233H91ZM190 235V234H189ZM197 235H198V233H197ZM217 235H218V233H217ZM229 235H231V234H229ZM19 236V235H18ZM23 236V235H22ZM119 236V235H118ZM140 236V235H139ZM207 236H209V235H207ZM213 236V235H212ZM216 236V235H215ZM215 236H214V238H215ZM221 236V235H220ZM225 236V235H224ZM255 236V235H254ZM24 237V236H23ZM148 237V236H147ZM192 237V236H191ZM194 237H196L197 238V236H194ZM201 237V236H200ZM205 237V236H204ZM222 237V236H221ZM242 237V236H241ZM257 237V236H256ZM12 238V237H11ZM101 239H102V237H100ZM108 238V237H107ZM130 238V237H129ZM138 238V237H137ZM161 238V237H160ZM159 238V239H160ZM173 238V237H172ZM210 238V237H209ZM220 238V237H219ZM222 238H224V237H222ZM230 238V237H229ZM231 238H232V236H231ZM234 238V237H233ZM240 237H238L237 238V243H235V244H233L231 247H230V251L229 250H227L229 253L228 254H226L225 256H223V257H221L219 260H221V263L220 264H238V263H240V264H252V263H255L256 262V260L255 259H251V255L253 256V254H251V252H253L254 250H256V248L254 249L253 248V251H252V249L250 250H247V251H250V257H248V256H246V252L243 250V246L242 247H240L239 246V243H238V239H239ZM246 238H244V239H242V238H240V239H242V240H240L241 242L242 241H245V239ZM258 238V237H257ZM14 239V238H13ZM23 239V238H22ZM87 239L89 240L88 242H87ZM112 239V238H111ZM110 239V240H111ZM140 239V238H139ZM151 239V238H150ZM192 239V238H191ZM216 239L217 238H215V241H216ZM221 239V238H220ZM219 239V240H220ZM225 239V238H224ZM104 240V239H103ZM107 240V239H106ZM114 240V239H113ZM160 240H162V239H160ZM164 240V239H163ZM181 240V239H180ZM188 240V239H187ZM222 240V239H221ZM220 240V241H221ZM252 240V239H251ZM254 240H255V238H254ZM14 241V240H13ZM115 241V240H114ZM195 241V240H194ZM203 241H205V239L203 240ZM203 241H201V242H203ZM220 241H218V239H217V242H220ZM23 242V241H22ZM104 242V241H103ZM142 242V241H141ZM149 242V241H148ZM165 242V241H164ZM167 242V241H166ZM188 242V241H187ZM206 242H208V241H206ZM210 242V241H209ZM228 242V241H227ZM249 242V241H248ZM247 241L245 242V243H247V247H249L250 248V244L248 243ZM258 242H259V240H258ZM25 243V242H24ZM107 243V242H106ZM111 243V242H110ZM133 243V242H132ZM138 243V242H137ZM161 243V242H160ZM233 243H234V241H233ZM27 244V243H26ZM103 244V243H102ZM116 244V243H115ZM122 244V241L120 242V245ZM136 244V243H135ZM187 244V243H186ZM204 244V243H203ZM206 244V243H205ZM204 244V245H205ZM217 243L215 242V244L214 245H216ZM219 244V243H218ZM240 244H242V243H240ZM243 244H244V242H243ZM7 245H9V243L7 244ZM104 245H105V243H104ZM132 245H134V244H132ZM138 245V244H137ZM143 245V244H142ZM141 245V246H142ZM150 245V244H149ZM161 245V244H160ZM209 245H211L210 243H209ZM208 245V246H209ZM221 245V244H220ZM252 245V244H251ZM253 245H255V243L253 244ZM109 246V245H108ZM113 246V245H112ZM111 245L109 246V249H111L110 247H112ZM118 246V245H117ZM135 246V245H134ZM260 246H261V244H260ZM6 247H8V246H6ZM19 247V246H18ZM87 247V246H86ZM107 247V245L105 246V248ZM114 247V246H113ZM122 247V246H121ZM120 247V248H121ZM132 247V246H131ZM168 247V246H167ZM172 247V246H171ZM181 247V246H180ZM183 247V246H182ZM185 247V246H184ZM191 247H192V245H191ZM202 247V246H201ZM204 247H206V249H207V245L206 246H204ZM203 247V248H204ZM214 247V246H213ZM251 247H253V246H251ZM254 247H256V246H254ZM258 247V246H257ZM263 247V246H262ZM108 248V247H107ZM115 249H117L116 248V245H115V247H114ZM119 248V249H120ZM138 248V247H137ZM210 248V247H209ZM259 248V247H258ZM257 248V249H258ZM2 249V248H1ZM84 249V248H83ZM113 249V248H112ZM114 249V250H115ZM128 249V248H127ZM147 249V248H146ZM169 249H170V247H169ZM178 249V248H177ZM185 249V248H184ZM192 249H193V247H192ZM212 249H216V248H212ZM229 249V248H228ZM261 249V248H260ZM11 250V249H10ZM81 250V249H80ZM88 250V249H87ZM91 250V249H90ZM107 250V249H106ZM131 250V249H130ZM171 250V249H170ZM169 250V251H170ZM181 250H183V249H181ZM186 250V252L187 251H189L190 250V248L187 250V248L185 249ZM202 250H205V249H202ZM208 250V249H207ZM262 250V249H261ZM263 250H264V248H263ZM116 251H118V250H116ZM121 251V250H120ZM168 251V252H169ZM184 251V250H183ZM192 251V250H191ZM210 251V250H209ZM213 251H215V250H213ZM221 251V250H220ZM258 251V250H257ZM104 252V251H103ZM107 253H109V251L107 250L106 251ZM158 252H159V250H158ZM161 252V251H160ZM171 252V254L169 253V256H173V255H175V252H174V250L172 251H170ZM173 252H174V254H173ZM185 251H184V253L185 254H188V253H186ZM201 252V251H200ZM211 252V251H210ZM111 253H113L112 254V256H113V258L116 256V254H115V256H114V252L113 251H111ZM110 253V254H111ZM116 253V252H115ZM127 253V252H126ZM178 253V252H177ZM191 253H193V252H191ZM190 253V254H191ZM203 253V252H202ZM205 253V252H204ZM215 253V252H214ZM256 253V252H255ZM100 254V253H99ZM102 254V253H101ZM141 254V253H140ZM173 254V255H172ZM180 254V253H179ZM181 254H183V252L181 253ZM209 254V253H208ZM2 255V254H1ZM178 255V254H177ZM189 255V254H188ZM247 255H249V252H248V254ZM262 255V254H261ZM100 256H102V255H100ZM104 256V255H103ZM102 256V257H103ZM109 257V254L108 255H106V256H104V259H105V257ZM123 256V255H122ZM124 256H125V254H124ZM138 256V255H137ZM183 257H184V254L182 255ZM181 256V257H182ZM193 256V255H192ZM205 256V255H204ZM259 256H260V253H259ZM259 256H256V257H258V261L260 262L261 261V263L260 264H262V260L264 259H261V257H259ZM99 257V256H98ZM117 257V256H116ZM171 257H169V258H171ZM175 256H173V259H175L174 258ZM180 257V256H179ZM178 256H177V259H180ZM187 257V256H186ZM234 257H236L237 259H234ZM254 257V256H253ZM252 257V258H253ZM263 257V256H262ZM193 258V257H192ZM248 258V259H247ZM255 258V257H254ZM112 259V258H111ZM110 259V260H111ZM125 259V258H124ZM123 259V260H124ZM181 259H183V258H181ZM184 259H187V258H184ZM188 259H189V257H188ZM195 259V258H194ZM203 259V258H202ZM206 259V258H205ZM207 259H209V258H207ZM261 259V260H260ZM1 260V259H0ZM106 260V259H105ZM114 260V259H113ZM121 260V259H120ZM170 260V259H169ZM141 261V260H140ZM173 261V260H172ZM176 261V260H175ZM179 261H181V260H179ZM197 261V260H196ZM195 261V262H196ZM105 262V261H104ZM127 262V261H126ZM144 262H146V261H144ZM174 262V261H173ZM177 262V261H176ZM184 262H186L185 260L183 261V262H180V263H184ZM187 262H188V260H187ZM186 262V263H187ZM195 262H193V263H195ZM218 262H220V261H218ZM217 262V264H219ZM264 262V261H263ZM124 263V262H123ZM172 263V262H171ZM179 262H177V264H178ZM104 264V263H103ZM110 264H111V262H110ZM128 264V263H127ZM137 264V263H136ZM163 264V263H162ZM189 264V263H188ZM256 264V263H255ZM259 264V263H258Z\"/></svg>",
	"mask_w": 264,
	"mask_h": 264
}]
</instances>
